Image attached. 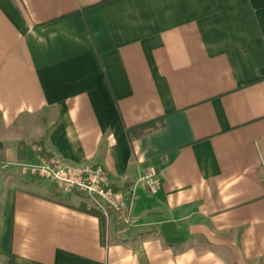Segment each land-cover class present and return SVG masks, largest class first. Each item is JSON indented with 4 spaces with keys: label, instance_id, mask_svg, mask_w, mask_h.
<instances>
[{
    "label": "crops",
    "instance_id": "crops-1",
    "mask_svg": "<svg viewBox=\"0 0 264 264\" xmlns=\"http://www.w3.org/2000/svg\"><path fill=\"white\" fill-rule=\"evenodd\" d=\"M0 142V264H264V0H0ZM39 143L130 227L22 174Z\"/></svg>",
    "mask_w": 264,
    "mask_h": 264
},
{
    "label": "built area",
    "instance_id": "built-area-1",
    "mask_svg": "<svg viewBox=\"0 0 264 264\" xmlns=\"http://www.w3.org/2000/svg\"><path fill=\"white\" fill-rule=\"evenodd\" d=\"M41 151L42 147L35 145L28 159L16 162L22 174L41 177L63 193L79 192L85 195L92 206L99 209L104 216L107 217L109 212H113L120 221L128 225L124 195L112 189L108 173L102 167L70 166L58 159L45 156ZM141 180L151 195L157 193L161 187L157 168L152 164L145 166Z\"/></svg>",
    "mask_w": 264,
    "mask_h": 264
},
{
    "label": "trees",
    "instance_id": "trees-1",
    "mask_svg": "<svg viewBox=\"0 0 264 264\" xmlns=\"http://www.w3.org/2000/svg\"><path fill=\"white\" fill-rule=\"evenodd\" d=\"M163 125H164V122L162 120V117H157V118L150 119L147 121H143V122L138 123L136 125L127 127L126 128V135H127L128 139H133L135 137H138V136H141V135L146 134L148 132L159 129ZM38 145L41 146L40 143ZM1 149H2V143L0 142V150ZM41 153L48 157V155L43 150L41 151ZM69 192L70 191L65 192V193L67 194ZM79 209L83 212L95 215L96 217H98L101 224L103 223L104 215L99 209H97L93 206H89L88 208H86L85 206H81ZM3 264H15V262L12 260V258L9 257Z\"/></svg>",
    "mask_w": 264,
    "mask_h": 264
},
{
    "label": "rangeland",
    "instance_id": "rangeland-1",
    "mask_svg": "<svg viewBox=\"0 0 264 264\" xmlns=\"http://www.w3.org/2000/svg\"><path fill=\"white\" fill-rule=\"evenodd\" d=\"M1 157H2V153H1V150H0V159H1ZM142 181V180H141ZM142 183H143V181H142ZM143 185H144V183H143ZM112 187H113V185H112ZM57 188V187H56ZM144 188H145V186H144ZM58 189V188H57ZM114 191H119V190H117V189H115L114 187L112 188ZM146 189V188H145ZM122 193V192H121ZM123 194V193H122ZM125 199V198H124ZM126 200V199H125ZM127 211V210H126ZM126 215H127V213H126ZM128 216V215H127ZM129 225H131V222H130V219L128 218V225H127V227H130Z\"/></svg>",
    "mask_w": 264,
    "mask_h": 264
}]
</instances>
